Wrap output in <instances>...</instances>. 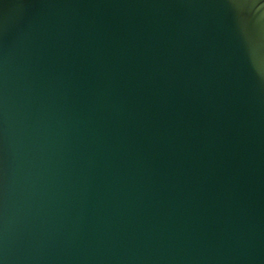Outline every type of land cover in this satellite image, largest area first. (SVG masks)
<instances>
[{
	"label": "water",
	"instance_id": "obj_1",
	"mask_svg": "<svg viewBox=\"0 0 264 264\" xmlns=\"http://www.w3.org/2000/svg\"><path fill=\"white\" fill-rule=\"evenodd\" d=\"M0 264H264V0H0Z\"/></svg>",
	"mask_w": 264,
	"mask_h": 264
}]
</instances>
